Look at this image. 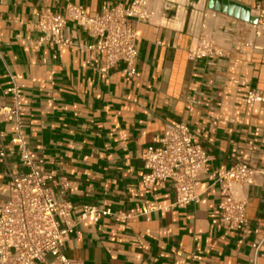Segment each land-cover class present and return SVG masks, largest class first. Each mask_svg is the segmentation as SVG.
I'll return each instance as SVG.
<instances>
[{"label":"crops","instance_id":"obj_1","mask_svg":"<svg viewBox=\"0 0 264 264\" xmlns=\"http://www.w3.org/2000/svg\"><path fill=\"white\" fill-rule=\"evenodd\" d=\"M149 1L157 15L134 21L139 75L127 80L124 62L106 67L102 55L79 47L92 38L74 21L64 32L68 46L40 41L35 23L41 9L65 12L75 3L98 13L131 0H0V105L14 104L7 89L18 82L25 143L54 173L57 199L71 201L75 216L83 204L112 209L79 224L62 250L76 264H264V175L238 187L248 198L249 224L240 230L219 225L217 182L219 171L240 162L264 165V100H244L252 90L264 98V38L209 0ZM230 1L256 16L264 8V0ZM202 34L221 55L190 58ZM177 121L210 156L200 201L184 207L173 206L171 181L151 189L142 182L145 149ZM13 138V122L0 124V201L9 197L10 173L27 170Z\"/></svg>","mask_w":264,"mask_h":264},{"label":"built area","instance_id":"obj_2","mask_svg":"<svg viewBox=\"0 0 264 264\" xmlns=\"http://www.w3.org/2000/svg\"><path fill=\"white\" fill-rule=\"evenodd\" d=\"M256 10L258 22L252 27L256 37L264 38V8L259 5ZM36 15L35 26L44 33L40 41L68 46L70 43L64 32L68 21H74L92 38L91 42L79 44V47L90 57L102 55L106 67L124 62V77L132 80L139 75V33L134 21H151L157 11L149 0H131L129 3L107 2L98 13H92L84 5L69 3L65 12L41 9ZM216 54L221 55V50L203 34L189 51L191 59ZM7 91L15 102L0 105V124L13 122V141L27 170L22 175L10 173L9 197L0 201V264H76L64 254L63 244L73 233H79V224L98 221L111 214L112 209L83 204L75 216L71 201L57 199L51 185L54 173L43 162L37 161V154L24 140L21 125L24 109L19 104L23 98L21 86L14 80ZM244 100L252 106L264 98L252 90ZM219 123L216 117L212 122L213 131ZM0 156H5L4 150H0ZM143 159L142 182L147 188L151 189L160 181H171L176 192L173 206L184 207L200 201L197 187L210 156L196 141L194 131L186 122L168 125L159 142L147 146ZM262 175L264 165L254 167L245 162L218 172L217 182L223 194L218 205V221L223 229L240 230L248 226V198L238 191V187L252 185ZM253 246L258 249L260 244ZM49 256L57 262H50Z\"/></svg>","mask_w":264,"mask_h":264},{"label":"water","instance_id":"obj_3","mask_svg":"<svg viewBox=\"0 0 264 264\" xmlns=\"http://www.w3.org/2000/svg\"><path fill=\"white\" fill-rule=\"evenodd\" d=\"M209 7L213 10L223 13L233 14L234 16L241 17L244 20L251 21L252 23L258 22V17L252 15L250 8L244 7L234 1L230 0H209Z\"/></svg>","mask_w":264,"mask_h":264}]
</instances>
